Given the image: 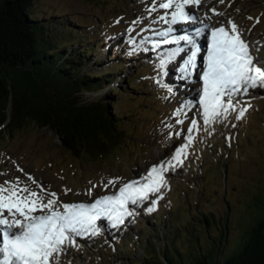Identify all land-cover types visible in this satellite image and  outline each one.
<instances>
[{"label":"rangeland","instance_id":"obj_1","mask_svg":"<svg viewBox=\"0 0 264 264\" xmlns=\"http://www.w3.org/2000/svg\"><path fill=\"white\" fill-rule=\"evenodd\" d=\"M152 4L153 0L31 2L32 13L48 20L50 27L60 28L68 22L80 39L90 37L85 44L100 43L95 45L96 53L89 52L94 58L106 54L113 56L111 62L126 58L123 60L127 63L119 71L123 75L120 87L115 83L109 86L114 92L110 101L115 100L111 109L119 114V124L125 132L123 139L114 142L116 148L96 156L71 151L56 132L33 123L0 132V185L19 178L22 184L36 189L31 176L50 192H56L63 203H91L103 195L117 193L125 183L141 180L153 166L169 160L175 149L187 142L190 119L198 121L183 164L165 174L168 186L152 197L156 210L147 213L146 207L151 205L146 201L124 226L112 228L103 223L101 234L78 239L79 249L69 247L61 256V264H192L201 251H209L210 247L199 251L208 236H225V246L237 239L244 222L250 223L248 211L257 193L261 208L256 214L264 213V89L237 97L251 104L243 119H236L233 112L223 122L204 125L198 105L202 83L195 77L177 80L175 65L169 66L168 76L159 75L163 69L158 61L163 58L152 57L155 49L148 35L167 25L153 23L164 10L149 15ZM212 9L223 15H215ZM191 11L204 23L210 22L211 27H228V21H233L264 69V0H202ZM137 20L139 24L133 23ZM130 28L133 31H128ZM131 57L141 59L136 68ZM139 64L143 69L137 72ZM103 67L95 68L100 72ZM158 80L169 83L174 92L169 94ZM133 81L137 83L131 86ZM102 91L84 94L93 97ZM191 96L194 99L189 103ZM183 104L188 105V111L181 117L185 123L178 125L173 113ZM178 131L183 134L174 135ZM102 245H107L101 250L104 252L94 258L92 252Z\"/></svg>","mask_w":264,"mask_h":264},{"label":"snow or ice","instance_id":"obj_2","mask_svg":"<svg viewBox=\"0 0 264 264\" xmlns=\"http://www.w3.org/2000/svg\"><path fill=\"white\" fill-rule=\"evenodd\" d=\"M201 4L202 0H153L148 12L151 15L164 10L153 23L167 25L164 30L154 32L163 39L152 42V47L175 46L160 60L163 71L159 75L168 76L169 66L175 65L180 80L189 81L195 77L202 83L198 105L203 124L212 126L227 120L233 112L236 119L245 117L251 104L237 97L247 96L250 90L264 89V69L252 56L250 44L242 38L233 21H228V27L224 24L211 27L191 11V7L198 8ZM212 12L223 15L215 9ZM206 19H210L207 14ZM133 23L139 24L140 21ZM184 24L200 26L176 34L178 26ZM157 83L169 94L174 92L164 80ZM187 111L186 104L174 111L176 124L185 123L181 117ZM197 127L198 121L190 119V126L186 129L187 142L177 147L169 160L153 166L141 180L125 183L117 193L103 195L91 203H63L56 192H50L31 176L29 179L36 189L22 184L19 178L14 182L5 181L0 185V264H61V256L67 254L69 247L79 249L78 239L101 234L103 223L107 222L112 228L124 226L126 220L131 222L129 218H133L136 209L146 201L151 205L146 207L147 213L154 212L156 201L152 197L161 194L168 186L165 174L183 164ZM182 134L179 131L174 133L176 136ZM113 183L109 181V184Z\"/></svg>","mask_w":264,"mask_h":264},{"label":"trees","instance_id":"obj_3","mask_svg":"<svg viewBox=\"0 0 264 264\" xmlns=\"http://www.w3.org/2000/svg\"><path fill=\"white\" fill-rule=\"evenodd\" d=\"M31 2L0 0V132L33 123L56 132L63 145L77 154L96 156L114 148L125 129L119 124V114L111 109L115 100L110 101L114 92L109 86L115 83L120 87L123 75L119 71L126 58L112 62L109 59L113 56L107 54L94 58L89 52L96 53L95 45L100 43L85 44L90 37L80 39L68 22L60 28L50 27L48 20L32 13ZM131 60L136 68L141 59ZM102 65L97 72L95 67ZM139 65L137 72L143 69ZM93 90L103 91L85 96L86 91ZM254 197L248 211L250 223L244 222L237 239L225 246V236H208L199 251L210 247L209 251H201L192 264H264V213L257 216L261 200L258 193ZM106 246L93 251V257Z\"/></svg>","mask_w":264,"mask_h":264},{"label":"bare ground","instance_id":"obj_4","mask_svg":"<svg viewBox=\"0 0 264 264\" xmlns=\"http://www.w3.org/2000/svg\"><path fill=\"white\" fill-rule=\"evenodd\" d=\"M209 24H211L210 22H209ZM189 25V24H188ZM198 26H200V25H189L188 27H184V28H180V27H178V30H177V33L176 34H183V32L185 31V30H189L190 28H192V27H198ZM167 26H164V29L166 28ZM214 27H216V26H214ZM160 29V31H162V30H164V29H162V28H159ZM158 29V30H159ZM148 37H151L150 39L151 40H153V42H155V41H160V40H162L163 39V37H161V36H158V35H155L154 34V32L153 33H150V35H148ZM205 43V41L203 40V39H201V44H204ZM150 47H151V45H150ZM172 47H175L174 45H161L159 48H156L155 50H154V54H153V56L152 57H154L155 58V56L154 55H157V57H162V58H164L165 57V55L169 52V49L170 48H172ZM164 49L165 50H167L166 51V53L164 52ZM158 51L159 52H161V54L159 53V55L157 54L158 53ZM152 50H151V54H152ZM150 54V55H151ZM154 62H156V61H154ZM158 62H160V61H158ZM176 75H177V73H176ZM178 76V75H177ZM177 80H180V79H178L177 78ZM180 84V83H179ZM183 85V84H182ZM193 96H191V100L189 101V103L191 102V101H193ZM189 100V99H188ZM187 100V101H188ZM185 101L183 100V103H184Z\"/></svg>","mask_w":264,"mask_h":264}]
</instances>
